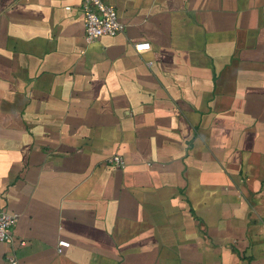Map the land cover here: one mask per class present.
<instances>
[{
    "label": "crops",
    "instance_id": "0c3cea01",
    "mask_svg": "<svg viewBox=\"0 0 264 264\" xmlns=\"http://www.w3.org/2000/svg\"><path fill=\"white\" fill-rule=\"evenodd\" d=\"M105 2L0 0V264H264V0Z\"/></svg>",
    "mask_w": 264,
    "mask_h": 264
},
{
    "label": "built area",
    "instance_id": "2783aa9c",
    "mask_svg": "<svg viewBox=\"0 0 264 264\" xmlns=\"http://www.w3.org/2000/svg\"><path fill=\"white\" fill-rule=\"evenodd\" d=\"M81 10L84 17V39L91 42L101 36H114L125 29L124 23L117 17L115 8L106 3L105 0H82ZM137 51L149 48L148 42L134 44ZM116 166H123L124 162L118 156L108 160ZM17 214L0 209V243H9L12 239V228L16 222ZM69 246V242L63 239L58 240L57 250L61 252ZM6 259L10 264H18L14 256L8 255Z\"/></svg>",
    "mask_w": 264,
    "mask_h": 264
}]
</instances>
